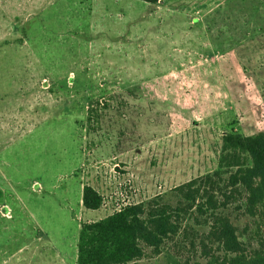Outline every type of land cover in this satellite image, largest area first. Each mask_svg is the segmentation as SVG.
Masks as SVG:
<instances>
[{"label":"rangeland","instance_id":"1","mask_svg":"<svg viewBox=\"0 0 264 264\" xmlns=\"http://www.w3.org/2000/svg\"><path fill=\"white\" fill-rule=\"evenodd\" d=\"M231 128L264 131V0H0V264H76L81 223L131 203L179 230L127 264H207V214L178 188L224 184ZM241 204L224 212L251 248Z\"/></svg>","mask_w":264,"mask_h":264},{"label":"trees","instance_id":"2","mask_svg":"<svg viewBox=\"0 0 264 264\" xmlns=\"http://www.w3.org/2000/svg\"><path fill=\"white\" fill-rule=\"evenodd\" d=\"M142 1L155 4L160 0ZM94 94V91L88 94L90 123L95 103H104L95 100ZM96 121L98 124L99 119ZM219 152V166L229 173L224 184L214 179L215 175H221L220 170L208 173L203 182L207 187L202 190L205 200L197 202L201 186H196V179L190 180L178 188L187 202H181L177 210L187 213L195 209L207 214L208 230L206 239L202 240L207 264H264V131L244 134L231 128L222 135ZM237 195L244 201L237 207L258 219L257 244L251 248L240 239L237 226L224 212ZM82 201L86 209L97 210L103 205L104 197L87 183L83 187ZM169 208L168 205L157 206L147 212L143 204L131 203L98 220L83 221L76 264H127L145 255L144 246L159 253L164 239L179 230Z\"/></svg>","mask_w":264,"mask_h":264}]
</instances>
